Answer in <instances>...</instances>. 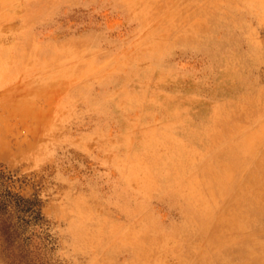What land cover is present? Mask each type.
<instances>
[{
  "label": "rangeland",
  "instance_id": "1",
  "mask_svg": "<svg viewBox=\"0 0 264 264\" xmlns=\"http://www.w3.org/2000/svg\"><path fill=\"white\" fill-rule=\"evenodd\" d=\"M0 170V264H264V0H0Z\"/></svg>",
  "mask_w": 264,
  "mask_h": 264
},
{
  "label": "trees",
  "instance_id": "2",
  "mask_svg": "<svg viewBox=\"0 0 264 264\" xmlns=\"http://www.w3.org/2000/svg\"><path fill=\"white\" fill-rule=\"evenodd\" d=\"M2 175L0 170V237L10 241L12 236L38 223L41 215L31 199L3 186Z\"/></svg>",
  "mask_w": 264,
  "mask_h": 264
},
{
  "label": "bare ground",
  "instance_id": "3",
  "mask_svg": "<svg viewBox=\"0 0 264 264\" xmlns=\"http://www.w3.org/2000/svg\"><path fill=\"white\" fill-rule=\"evenodd\" d=\"M234 40H235V39H234ZM232 44H233V43H232ZM259 210H260V209H259ZM257 213H258V212H257ZM261 213H262V212H261ZM259 214H260V213H259ZM257 217H258V216H257ZM262 217H263V216H262ZM262 217H261V218H262ZM258 219H259V218H258ZM263 220H264V218H263ZM261 222H262V221H261ZM258 223H259V222H258ZM130 253H131V252H130Z\"/></svg>",
  "mask_w": 264,
  "mask_h": 264
}]
</instances>
